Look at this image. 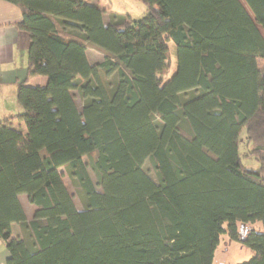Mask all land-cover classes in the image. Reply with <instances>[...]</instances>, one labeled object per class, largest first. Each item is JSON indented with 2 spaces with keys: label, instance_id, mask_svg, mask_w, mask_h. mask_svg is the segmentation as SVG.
I'll use <instances>...</instances> for the list:
<instances>
[{
  "label": "trees",
  "instance_id": "obj_1",
  "mask_svg": "<svg viewBox=\"0 0 264 264\" xmlns=\"http://www.w3.org/2000/svg\"><path fill=\"white\" fill-rule=\"evenodd\" d=\"M7 1L30 45L22 109L0 118L5 264H213L223 234L253 250L236 264H264V0H143L140 18L92 0ZM244 128L258 168L242 161Z\"/></svg>",
  "mask_w": 264,
  "mask_h": 264
},
{
  "label": "rangeland",
  "instance_id": "obj_2",
  "mask_svg": "<svg viewBox=\"0 0 264 264\" xmlns=\"http://www.w3.org/2000/svg\"><path fill=\"white\" fill-rule=\"evenodd\" d=\"M92 2L93 3L100 2L106 6L110 5L111 10L116 15L130 14L133 18H140V17L144 16L148 11L147 5H145L143 0H107L105 2H101V0H92ZM113 13L110 10H106L104 12L106 23L110 22L111 17L114 16ZM262 33L264 34L263 30H262ZM220 45L223 48H229L230 47L229 39L227 36L220 38ZM88 49L90 52V60L92 63H97V62H100L104 59L105 53L102 50H100L94 46H91V45L88 47ZM174 51H173V53H174ZM174 56H175V54H174ZM176 66H177V61H176V56H175L174 57V67L171 71V74H173ZM117 80H118L117 74H114L110 77H106V76L102 75L103 84L111 92L116 87ZM73 93L75 95V100H76L78 108L80 110H82L83 109V100L81 98L79 91L76 90ZM16 103L18 105L17 106L18 109H16V110H21L22 109L21 106L18 104V102H16ZM16 110H15V112H17ZM22 127L23 128L26 127L23 122H22ZM251 148H252V144L248 141L247 132H246V129L244 128L240 134V140H239V151H240V154L242 157V161H243L244 165L247 167L258 168L260 165L259 161L255 156L250 154ZM87 161H89V160H87ZM144 168L150 173L151 176L156 178V171H155V168H154L150 159H147L145 161ZM62 171H64L65 182H66L70 192L74 196V201H75L77 207L79 209H84L85 205H84V202L82 200L80 187L69 176V168L67 166L62 167ZM88 171L90 173V176H91L93 182L95 184H97L98 183L97 176L94 173V171L92 170V166L90 164H88ZM98 189L101 190V187L98 186ZM24 202H25L24 204L28 203L27 204L28 206L27 205L26 206H27V211L29 212L30 211L29 202L27 201V203H26V200H24ZM29 213L32 214L31 211ZM30 217H32V215H30ZM249 228L262 229V226H261V223H259V222L254 223V224H245V225L240 224L241 234L243 235ZM16 232H17V230H16ZM19 233L21 235L22 231L20 230ZM13 234H15V232H13ZM6 253H8V250L6 249L5 243L0 238V263L2 262L3 259L6 258ZM252 255H253L252 249L248 248L247 246H245V245H243L237 241L231 240L228 234H223L221 237L220 245L218 246V249L216 251L213 264H236L238 262H242V261L249 259ZM4 261H6V259Z\"/></svg>",
  "mask_w": 264,
  "mask_h": 264
},
{
  "label": "crops",
  "instance_id": "obj_3",
  "mask_svg": "<svg viewBox=\"0 0 264 264\" xmlns=\"http://www.w3.org/2000/svg\"><path fill=\"white\" fill-rule=\"evenodd\" d=\"M101 2L105 1L101 0ZM97 3L101 7L106 6L100 2ZM22 19L23 14L18 5L7 0H0V118H6L21 111L16 110L18 109L16 103L17 90L18 83L26 74L30 45L29 34L17 27ZM104 21L106 23L105 14ZM88 56L90 59L89 49ZM46 82V77L37 76L31 79L30 84L34 86L44 85ZM19 125L22 126V123ZM20 200L27 217L31 219L36 207L28 201V197L25 194L20 195ZM24 200H26V203L27 201L29 202V209L32 214L27 211L28 203L24 204ZM14 229L19 230L18 226L14 227ZM7 257L8 253H6ZM5 259L0 264H5Z\"/></svg>",
  "mask_w": 264,
  "mask_h": 264
}]
</instances>
